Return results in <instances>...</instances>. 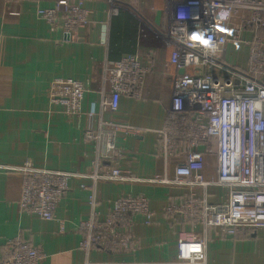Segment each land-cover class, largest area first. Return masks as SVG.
Returning <instances> with one entry per match:
<instances>
[{"label":"crops","instance_id":"0c3cea01","mask_svg":"<svg viewBox=\"0 0 264 264\" xmlns=\"http://www.w3.org/2000/svg\"><path fill=\"white\" fill-rule=\"evenodd\" d=\"M264 1V0H262ZM55 0H0V165L17 167L30 161L35 167L86 173L94 156L92 145L85 143L83 131L97 126L101 66L128 53H137L145 68L141 96H120L115 111L101 114L138 128V135L117 133V150L105 167L119 166L139 181L105 180L97 183L94 210L104 219L120 195H145L152 220L143 215L132 217L128 230L137 240L130 249L105 252L93 247L89 254L80 248L83 233L79 224L89 217V191L82 184L89 180L74 177L52 219L22 212L17 201L21 175L14 169H0V256L8 239L21 236L44 253L41 264H140L172 260L177 242L198 235L201 224L180 223L165 213L169 202L181 200L190 192L202 196L199 187L158 181L173 177L180 156L164 158L158 149V130L171 105L172 81L176 72L170 63V47L146 30L137 18L159 28L164 0H122L123 8L108 17L105 0H83L90 21L77 30L78 39H64L61 29L51 32L36 10L51 7ZM113 33L121 43H132L129 50L111 48ZM233 29H228L231 35ZM259 34L264 38V30ZM253 32L244 29L240 39H228L219 60L243 68ZM56 77H69L84 83L87 91L81 113L68 114L59 102L45 94ZM93 109L94 116L86 112ZM214 153L205 157L204 174L217 177ZM152 179V180H150ZM227 189L207 188L206 198L217 203L227 198ZM206 264H264V228H238L234 234L220 236L217 228L206 227Z\"/></svg>","mask_w":264,"mask_h":264},{"label":"built area","instance_id":"2783aa9c","mask_svg":"<svg viewBox=\"0 0 264 264\" xmlns=\"http://www.w3.org/2000/svg\"><path fill=\"white\" fill-rule=\"evenodd\" d=\"M107 15H116L123 8L122 0H105ZM83 0H55L51 7H39L51 32L61 29L64 39L76 41L77 30L90 23ZM160 27L138 17L139 23L170 47V63L176 72L172 81L171 105L164 126L158 130V149L164 158L180 156L173 177L158 181L199 187L202 196L191 192L181 200L169 202L165 213L180 223L201 224L198 235L177 242L172 260L140 264H206V227H214L220 236L232 235L238 228H264V1L262 0H164ZM226 14V16H225ZM233 33L228 35V29ZM223 29V31H222ZM249 29L253 37L243 68L229 66L219 60L228 39H240V32ZM200 35L202 39H193ZM202 41H207L203 43ZM145 68L137 53H128L112 65L104 59L101 66L97 126H88L82 137L92 145L94 156L90 169L83 174L35 167L25 161L14 169L21 175L17 201L22 212L48 220L69 189V180L84 177L81 187L89 191V217L79 224L83 233L80 248L87 255L93 247L105 252L130 249L137 240L128 227L132 217L152 219L145 195H120L108 214L99 220L96 205L97 183L105 180L139 181L124 173L119 166L105 167L115 154L119 132L138 135L140 130L101 114L115 111L120 96H141ZM86 86L69 77L52 79L45 91L50 102H59L66 113H81ZM86 114L94 116L93 109ZM214 153L217 160L216 179L204 174L205 157ZM152 180V179H150ZM227 189V198L210 203L208 187ZM181 245H199V250L182 254ZM42 249L29 244L21 236L8 239L0 256V264H41ZM85 264H89L85 261Z\"/></svg>","mask_w":264,"mask_h":264},{"label":"trees","instance_id":"16d2710c","mask_svg":"<svg viewBox=\"0 0 264 264\" xmlns=\"http://www.w3.org/2000/svg\"><path fill=\"white\" fill-rule=\"evenodd\" d=\"M121 41V35H119V33H113L112 34V38L110 39V43L112 42V45H110V49L111 48H119V50H129L131 51V49H128L130 46H132V43L127 42V43H121L119 44Z\"/></svg>","mask_w":264,"mask_h":264},{"label":"clouds","instance_id":"9594fccd","mask_svg":"<svg viewBox=\"0 0 264 264\" xmlns=\"http://www.w3.org/2000/svg\"><path fill=\"white\" fill-rule=\"evenodd\" d=\"M193 39H202V37L200 35H194ZM202 42L205 44L207 43V41H202ZM199 247H200L199 245H187V246L181 245V251H182V254L187 255V253L184 252L185 248H187L188 251H192V250H199Z\"/></svg>","mask_w":264,"mask_h":264},{"label":"snow or ice","instance_id":"6c2138e0","mask_svg":"<svg viewBox=\"0 0 264 264\" xmlns=\"http://www.w3.org/2000/svg\"><path fill=\"white\" fill-rule=\"evenodd\" d=\"M222 31H223V29H222Z\"/></svg>","mask_w":264,"mask_h":264}]
</instances>
